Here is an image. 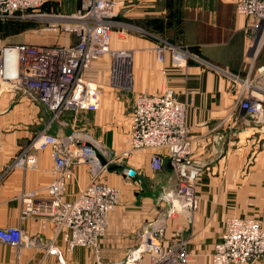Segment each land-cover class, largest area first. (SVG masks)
Wrapping results in <instances>:
<instances>
[{"label":"crops","instance_id":"crops-1","mask_svg":"<svg viewBox=\"0 0 264 264\" xmlns=\"http://www.w3.org/2000/svg\"><path fill=\"white\" fill-rule=\"evenodd\" d=\"M117 1L122 6L114 19L112 39L125 38L121 47L122 53L128 52L130 56L129 76L134 94L123 107L127 120L123 147L116 149L109 142L107 148L99 146L86 133L101 149L100 159L108 164L103 182L119 193L106 234L98 241V250L109 260L114 258L115 252L110 253L113 250L125 256L129 248L137 245L144 226L163 210V202L159 200L162 191L175 187L174 173L166 158L161 170L153 171L150 152L124 155L128 151L134 99L170 90L177 101L188 105L185 119L190 136L189 156L193 166L199 167L198 208L191 217L169 221L163 243L181 239L186 242L190 264H210L214 244L220 239L227 218H252L264 227V129L254 132L237 107L241 95L264 102V46L253 61L248 59L249 19L236 14L237 0ZM43 2H49V6L43 5L47 12L58 14L71 15L79 8L74 0ZM47 33L39 27L20 43L68 46L75 42L72 35ZM33 38L37 43L32 42ZM162 41L173 46L181 41L194 59L179 68L171 66L169 56L163 63L157 62L154 47ZM0 105L6 111L0 116V228L17 227L23 233L19 254L0 244V264H88L91 250L76 248L67 253L65 244L55 238L53 224L44 211V204L48 203L47 187L53 180L49 152H33L36 158L33 170L15 168L1 173L48 121L49 112L25 97L19 99L11 94H5ZM76 117L63 114L50 125L49 133L74 132ZM95 117L99 118L98 125L114 124L115 139L120 115L102 107ZM129 170L133 175L127 178L124 173ZM73 172L65 190L68 200L88 182L86 165L74 166ZM30 193L35 194L32 203L38 211L24 216L26 203L22 197ZM48 246L54 247L58 255H49ZM109 260L102 258L104 263Z\"/></svg>","mask_w":264,"mask_h":264},{"label":"built area","instance_id":"built-area-1","mask_svg":"<svg viewBox=\"0 0 264 264\" xmlns=\"http://www.w3.org/2000/svg\"><path fill=\"white\" fill-rule=\"evenodd\" d=\"M74 1L79 3L74 14L49 16L38 13L42 0H0V20L55 19L46 31H61L75 37L74 44L68 46L25 43L1 46L0 104L5 94L19 99L25 97L31 104L43 106L52 117L20 148L4 171L14 168L33 170L36 167L33 152L47 150L53 162V180L47 187L48 203L44 204V211L53 224L55 238H60L69 254L76 248L90 249V264H119L102 262L98 250V241L106 232L109 215L119 201L117 189L102 180L108 164L100 159L101 149L86 133L74 131L68 135H52L48 131L50 125L65 113L76 117L81 111L96 108L91 105L99 96L83 74L110 52L114 19L122 6L117 0ZM235 12L249 19L247 54L253 61L264 45V0H237ZM259 42L261 45L257 47ZM154 54L159 63L169 56L172 67L186 66V54L165 41L154 47ZM115 70L119 74L117 64ZM237 107L252 124L254 132L264 129L262 100L241 95ZM187 108L188 105L177 101L170 90L134 99L128 151L124 155L150 152L153 171L161 170L166 158L174 173L175 187L162 191L159 200L163 202V210L155 221L144 226L137 245L127 250L120 264H190L185 241L172 239L163 243L167 223L180 216L191 217L198 208L199 167L193 166L189 156ZM4 113L0 105V116ZM78 165L88 167V182L72 200H68L66 185L74 176L73 167ZM124 174L130 178L128 171ZM34 196L30 193L22 197L26 203L24 216L38 211L32 203ZM0 244L19 254L23 245L21 229L0 228ZM46 249L49 255H58L54 247ZM263 257L262 224L252 218L229 217L224 221L220 239L214 244L210 264H252Z\"/></svg>","mask_w":264,"mask_h":264},{"label":"rangeland","instance_id":"rangeland-1","mask_svg":"<svg viewBox=\"0 0 264 264\" xmlns=\"http://www.w3.org/2000/svg\"><path fill=\"white\" fill-rule=\"evenodd\" d=\"M43 1V0H42ZM49 6V2H43L41 8L39 9L38 13L46 14V15H52V16H69L65 14H58L55 12H47V8L43 7ZM55 21V19H36V20H21L19 18H12L7 20H0V48L1 46H10L15 45L20 42H23L25 40L26 36L30 34L32 31L38 29L41 27V29L46 30L48 28L49 24H52V21ZM59 23L58 21L56 22ZM48 32V31H46ZM61 31H58V34ZM62 33V32H61ZM51 35V33H47ZM56 34V32H54ZM25 38V39H24ZM122 38V39H121ZM119 37L117 40L114 38L112 39V42L110 44V52L104 56H102L98 62L94 63L90 69L86 70V72L83 74V78L96 90L97 95L99 96V99L93 101L92 107H96L93 110H85L81 111L77 117L75 118V130L76 132H85L88 133L95 141L96 144L99 146L106 145V148L109 147L107 145L111 143V145H114L116 149H119L123 147V141L124 136L126 135V126H127V120L125 119L123 115V107L126 105L125 102L131 101L130 99L133 97L132 95L134 92H132V87L130 84V78L128 81H125V74L124 69L122 68V63L117 62V55L122 54V47L121 45L125 41L124 37ZM36 38L32 39V42L37 43L35 41ZM168 41L170 38H166ZM183 43L185 45L186 42L184 40ZM177 43V46H175L177 49L183 51L186 54L187 60L186 65L188 64L189 60L194 59L193 54L188 50L185 45H182V43ZM264 46V45H263ZM125 55H128V59H130V56L128 52L125 53ZM126 61V64L128 66V73H130V64L129 60ZM171 61V59H170ZM117 64V67L119 69V73L122 75L120 77V80H117V75L115 70V65ZM119 64V65H118ZM130 77V76H129ZM119 79V78H118ZM135 98V96H134ZM133 98V99H134ZM120 106L119 112H117V107ZM102 107L108 108L113 113H117L120 115V119L118 120V126L115 128L116 131V138L114 139V130L112 129V126L114 124L108 123L104 125H98L99 118L96 119V114L100 113L102 110ZM4 110V109H3ZM6 113V111H5ZM5 113L2 115L4 116ZM73 116V115H72ZM74 117V116H73ZM52 117L51 114H48L47 120L51 121ZM97 122V124H96ZM20 150V149H19ZM19 152V151H18ZM11 161V160H10ZM15 169V168H14ZM2 170V174H7L8 172ZM157 219V215L154 218V221ZM107 230V229H106ZM106 234V232H105ZM104 234V235H105ZM115 252V255H113L114 258H107V256L102 257L101 252L100 257L101 259H106L109 261H105L106 263H113L115 259L121 260L124 256V254H118L115 250L111 251L112 254ZM90 261H88V264ZM121 263V261L117 262ZM252 264H264V257L260 261L253 262Z\"/></svg>","mask_w":264,"mask_h":264},{"label":"bare ground","instance_id":"bare-ground-1","mask_svg":"<svg viewBox=\"0 0 264 264\" xmlns=\"http://www.w3.org/2000/svg\"><path fill=\"white\" fill-rule=\"evenodd\" d=\"M261 44V42H259L258 43V46ZM257 46V47H258ZM129 57H128V55H125V53H122V54H119V55H117V62L120 64V63H122V68L125 70L124 71V74H125V78H124V80L125 81H128L129 80V75H130V73H128V66H127V64H126V61H124V60H127ZM129 60V59H128ZM118 64V65H119ZM122 72L123 71H121V74H120V76L122 75ZM119 74L117 75V80H120V77H119ZM119 78V79H118Z\"/></svg>","mask_w":264,"mask_h":264},{"label":"water","instance_id":"water-1","mask_svg":"<svg viewBox=\"0 0 264 264\" xmlns=\"http://www.w3.org/2000/svg\"><path fill=\"white\" fill-rule=\"evenodd\" d=\"M128 175H129V176H132V175H133V171L129 170V171H128Z\"/></svg>","mask_w":264,"mask_h":264}]
</instances>
